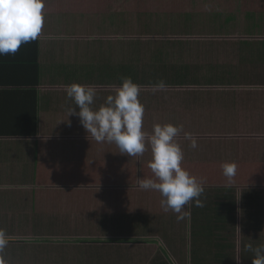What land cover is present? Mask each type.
Masks as SVG:
<instances>
[{"label": "crops", "instance_id": "0c3cea01", "mask_svg": "<svg viewBox=\"0 0 264 264\" xmlns=\"http://www.w3.org/2000/svg\"><path fill=\"white\" fill-rule=\"evenodd\" d=\"M251 2L249 9L240 0H44L38 39L0 56V114L36 110L39 117L35 137L0 136V229L22 256L5 260L11 252L4 249L0 264L239 258L240 223H264V186L255 182L264 181V0ZM133 39L150 45L139 66L180 75L130 77ZM122 77L140 86L143 131L157 123L182 127V167L204 187L203 206L191 201L182 220L164 211L159 192L137 187L138 178L156 179L150 147L142 156L122 154L114 143L87 138L69 116L75 105L66 85L94 86L97 108ZM161 80L167 87L153 91ZM225 161L237 165L231 183Z\"/></svg>", "mask_w": 264, "mask_h": 264}, {"label": "clouds", "instance_id": "9594fccd", "mask_svg": "<svg viewBox=\"0 0 264 264\" xmlns=\"http://www.w3.org/2000/svg\"><path fill=\"white\" fill-rule=\"evenodd\" d=\"M44 0H0V56L15 55L23 44L36 41L44 22ZM164 81L152 85L153 91L164 90ZM140 86L130 77H122L121 84L113 94L106 97L103 104L94 108L97 95L92 85L72 83L65 86L66 97L75 107H69V116L75 115L87 133V138L97 143H114L120 153L130 157L142 156L146 146L150 147L151 159L148 167L155 176L153 179L138 178L137 187L154 190L161 194L160 203L164 211L171 210L182 220L187 215L185 207L195 201L202 207L199 199L204 187L197 178L182 167L184 153L177 143L182 127L171 123L154 124L152 132L143 131L144 106L139 100ZM78 109V111H76ZM196 148V139L185 133ZM223 175L231 183L237 172L235 162L221 164ZM10 237L0 229V252L7 247ZM247 249L253 253L252 264H264V244Z\"/></svg>", "mask_w": 264, "mask_h": 264}, {"label": "trees", "instance_id": "16d2710c", "mask_svg": "<svg viewBox=\"0 0 264 264\" xmlns=\"http://www.w3.org/2000/svg\"><path fill=\"white\" fill-rule=\"evenodd\" d=\"M249 20H238L234 21L237 26L243 23H248ZM236 28V27H234ZM215 70H212L214 73ZM211 72V73H212ZM212 73V74H213ZM239 73L240 75H245L244 73H241L237 70L235 71H229L227 74V77L231 76L232 74ZM210 75L207 74L206 76L202 77V79L209 77ZM215 76V74H214ZM220 78H223L220 76ZM219 82V81H218ZM38 124H39V117L37 115V111H33V114L26 115L22 117L21 115H2L0 114V128L2 127H8L15 128L14 130H0V136H8L11 138H32L35 137L38 134ZM241 225V242H240V251H239V258H235L236 254L232 253V258H229L228 261L229 264H252V257L253 253L247 249L248 244H252L253 247H256L258 245L264 244V223H240ZM6 251H9L11 253L7 254L5 257V260L7 257L14 256V263L18 261L22 256L17 255L19 253H16L12 250V247L5 248ZM176 262H179V264H182V259L176 258ZM157 263L156 261H153L152 264ZM165 264H169L167 262H164ZM9 264V263H6Z\"/></svg>", "mask_w": 264, "mask_h": 264}, {"label": "rangeland", "instance_id": "374dc122", "mask_svg": "<svg viewBox=\"0 0 264 264\" xmlns=\"http://www.w3.org/2000/svg\"><path fill=\"white\" fill-rule=\"evenodd\" d=\"M262 3V2H261ZM251 4L253 5V3L251 2V0H240V5L242 8H249L251 9ZM259 6V5H258ZM180 23V21H179ZM180 28V26L178 27ZM137 39V38H136ZM133 39V43L136 44V46H131L129 47V67H128V74L129 72H131V74H129L130 77H145V76H164L165 74L170 75H180L178 72V68H168V67H143V66H139V63L136 61L137 57L144 53L149 51L147 48L150 46L148 43L146 44L147 48H142L139 43L138 40ZM132 45V44H131ZM239 72L241 73H251V69H239ZM258 182V185H263L264 186V181H255ZM252 183V182H251ZM250 183H247V185H249ZM8 225V224H7ZM10 226H6L8 229H12L13 231H17L20 232V228L18 227V225H15V227H13L11 225V223H9ZM167 258H169V256H167ZM169 264H176L171 258L167 259Z\"/></svg>", "mask_w": 264, "mask_h": 264}]
</instances>
